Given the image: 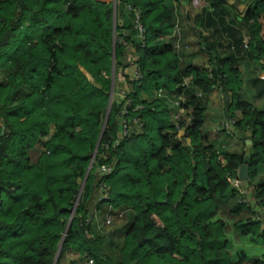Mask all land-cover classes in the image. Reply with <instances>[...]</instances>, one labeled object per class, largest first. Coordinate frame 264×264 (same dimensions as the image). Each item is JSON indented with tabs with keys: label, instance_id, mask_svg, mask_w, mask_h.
<instances>
[{
	"label": "trees",
	"instance_id": "obj_1",
	"mask_svg": "<svg viewBox=\"0 0 264 264\" xmlns=\"http://www.w3.org/2000/svg\"><path fill=\"white\" fill-rule=\"evenodd\" d=\"M218 2L208 0L209 8ZM113 4L138 10L141 42L132 25L113 23ZM241 20L244 54L264 68V0ZM173 24L166 0H0V264H60L67 252L91 264H264L243 250L230 253L218 217L230 197L229 213L249 212L234 230L264 240L254 206L236 202L227 180L245 160L248 182L264 162V110L238 97L239 72L230 60L180 66L164 42ZM112 64L114 96L68 220L106 111ZM214 87L229 95L231 115L239 111L232 128L249 133L248 153L203 143L200 99ZM158 88L185 98L178 129L165 98L153 96ZM117 90L131 101L130 133L113 147L123 103ZM101 163H112L110 173L100 172ZM100 183L107 201L97 200ZM251 196L264 206L263 185ZM93 210L125 220L115 259L105 247L113 233L86 221Z\"/></svg>",
	"mask_w": 264,
	"mask_h": 264
},
{
	"label": "crops",
	"instance_id": "obj_2",
	"mask_svg": "<svg viewBox=\"0 0 264 264\" xmlns=\"http://www.w3.org/2000/svg\"><path fill=\"white\" fill-rule=\"evenodd\" d=\"M220 1L221 2H218L217 5L214 7L211 6L209 9H196L192 8L186 0H166V5L174 24L171 32L164 38V42L171 43L173 46L175 44L178 45L177 50L174 52L180 66L189 64L202 65L206 64L208 61L211 62L213 58L230 60L239 72V86L235 91L238 97L248 102L252 107L264 110V68H261L259 63L255 60L248 58L244 54L245 49L241 45L242 38L247 32L241 17L246 8L251 6L255 0ZM122 6L123 5H114L113 23L116 22L118 26L126 27V25L132 24L133 16L129 10ZM224 93L227 99L224 98ZM228 100L229 95L219 87H214L203 94L200 99L203 108L202 141L204 144L210 145L212 149H224L234 153H248V145L250 143L248 132L235 131L232 127L227 131L216 129L221 123L226 122L227 119L239 116L238 110L233 111V115L228 112ZM162 101L166 104L165 107L170 122L169 115L170 112L174 110V106L166 99ZM204 154L208 156L210 154V149H206ZM257 185L264 186V162L258 163L255 166L254 175L248 182L245 181V183H241L242 192L245 194L246 199L252 198L251 194L253 188ZM232 206L233 202L229 197L222 207L227 209ZM106 213L108 212H104L99 217L97 215V219L102 220ZM111 214L115 215L118 213ZM232 216L235 218L234 221L240 218L245 219L249 216V212L243 209L240 210L238 214L229 213L230 220H233ZM218 217L220 218V216ZM220 219H222V217ZM116 220L117 223L115 222ZM124 223L125 220L121 219L119 216L113 218L111 223L107 226L108 230L106 232H112L113 235L107 238L106 243H109L113 250L115 247H118L121 242L122 237L119 238L118 234H122L120 228ZM94 229H96L95 225ZM224 232L229 237L225 229ZM235 233L247 238L245 241H247L248 244H246L245 250L243 249L245 254L249 253V244H261L264 246V240L259 237L252 238L249 235H241L236 231ZM256 257L264 259V256L261 254ZM60 264L91 263L79 255L67 252Z\"/></svg>",
	"mask_w": 264,
	"mask_h": 264
},
{
	"label": "built area",
	"instance_id": "obj_3",
	"mask_svg": "<svg viewBox=\"0 0 264 264\" xmlns=\"http://www.w3.org/2000/svg\"><path fill=\"white\" fill-rule=\"evenodd\" d=\"M186 1L192 8H196V9L197 8H206V9L209 8L208 0H186ZM124 7L132 13L133 19H132L131 25H132L133 30L135 31L134 36L138 39V42H141L143 27L139 21V12L136 8H133L129 5H124ZM121 42L124 44L126 49L130 48L129 44H127L124 40H121ZM177 48H178V45L175 44L174 49L177 50ZM130 74L133 80H138L140 78V71L136 64H132L130 66ZM180 85L183 87H186L187 80L184 79L180 83ZM116 94L119 95L123 103H122L121 109H119L117 112L118 128H117L116 137L113 138V142H112L113 147L117 146L119 141L130 133V128H129L126 117L128 115V110L131 107L130 106L131 101L127 96H125L124 92L120 90H117ZM196 95L197 96L200 95L199 90L196 91ZM153 96L154 98H159V99L165 98L170 103H172L175 109L171 113L170 118L172 119V123L174 127L178 129L177 120L181 115L184 114V109L181 105L185 98L181 95H168L162 88H158L154 90ZM141 107L142 105L139 104V105L132 107V110L134 111ZM133 122L136 123L138 127L141 126V122L138 120V118H134ZM232 123H233L232 118L227 119L226 122L221 123L216 129H223V131H227L230 127H232ZM111 168H112V163H101L99 165L100 172L104 174L110 173ZM227 180L231 184V186L235 188L236 191L238 192V197L236 199V202H239L241 200V202L245 203L246 205H251L252 207L254 206L255 215L253 216L256 220L259 221L260 228L264 229V206L255 205L253 204L254 201L252 198L246 199L245 197H243V195H240L241 193L243 194L242 187H241L242 182L236 176H229L227 177ZM97 189H98L97 196H96L97 200L107 201L109 198V195H108L105 185L103 183H100ZM94 211L95 210H93L91 214L86 218V221L93 220L96 230H100L103 233H106V231L108 230L107 226L111 223L112 219L120 216L119 213L113 215L110 212H108L105 214L102 220H98L96 217V212ZM88 262L91 263V260H88Z\"/></svg>",
	"mask_w": 264,
	"mask_h": 264
},
{
	"label": "rangeland",
	"instance_id": "obj_4",
	"mask_svg": "<svg viewBox=\"0 0 264 264\" xmlns=\"http://www.w3.org/2000/svg\"><path fill=\"white\" fill-rule=\"evenodd\" d=\"M113 80H114V77H112L111 92H109V95H108L110 97V102L114 96V91H115V87H116V86H114ZM119 86H120V84L117 85V87H119ZM103 119H104V117H103ZM149 134L151 136L155 137L154 130H151L149 132ZM218 216H220V218L222 217V219L224 220V229L229 234L228 238H229V242H230L229 243L230 244V253L232 255H234L238 250H243L245 248L246 244H248L247 241H245V239H247V238L242 237L240 235H237L235 233V231L233 230V228H234L233 223H234L235 218L232 216L233 220H230L229 219V213L223 207H222L221 211L219 212ZM115 222L117 223V220ZM118 237L121 238L122 234H118ZM105 247H106L107 251L109 253H111L112 258L117 257V247H115V249L113 250L110 247L109 243H106ZM248 252L249 253L246 254L247 259H249L250 257H256L259 254L264 256V246L261 244H259V245L249 244Z\"/></svg>",
	"mask_w": 264,
	"mask_h": 264
},
{
	"label": "water",
	"instance_id": "obj_5",
	"mask_svg": "<svg viewBox=\"0 0 264 264\" xmlns=\"http://www.w3.org/2000/svg\"><path fill=\"white\" fill-rule=\"evenodd\" d=\"M113 6V10H114V4L112 5ZM112 77H113V64L111 66V84H112ZM109 92H111V86H110V89H109ZM224 98L227 99L226 97V94L224 93L223 94ZM109 105H110V97L108 96V102H107V106H106V111H105V114H104V119L102 121V125H101V128H100V131H99V134L97 136V139L95 141V144H94V147H93V150L91 151V154H90V159L88 161V164H87V167H86V170H85V173H84V176L82 178V181L80 183V186H79V189H78V193L76 195V198H75V202L73 204V206L71 207V210H70V215H69V218L68 220L70 219L73 211H74V208H75V205H76V202L78 200V196L80 194V191H81V188H82V185L85 181V178H86V175L88 173V170L90 168V165H91V162H92V158H93V155H94V152L98 146V143H99V140H100V137L102 135V132H103V128H104V124H105V121H106V118H107V114H108V109H109ZM249 141V140H248ZM237 178L241 181V182H245L247 180V162L244 160L242 161V163L239 165V168L237 170ZM61 244V242H60ZM59 244V245H60ZM55 260V257L53 259V261Z\"/></svg>",
	"mask_w": 264,
	"mask_h": 264
}]
</instances>
